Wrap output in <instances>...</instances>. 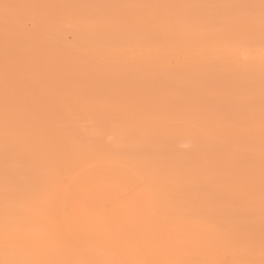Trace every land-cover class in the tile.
I'll return each instance as SVG.
<instances>
[{"label": "rangeland", "instance_id": "1", "mask_svg": "<svg viewBox=\"0 0 264 264\" xmlns=\"http://www.w3.org/2000/svg\"><path fill=\"white\" fill-rule=\"evenodd\" d=\"M240 19L248 27L264 24V0H0V264H76L77 242L54 238V216L43 213L53 196L8 178L35 167L20 160L6 169L9 157L31 159L47 186L65 183L73 168L101 157L110 139L129 138L161 115L159 150H150L157 139L150 136L125 157L144 167L138 185L152 194V208H139V221L150 220L144 233L171 216L178 227L201 218V236L214 226V238H205L214 264H264V132L251 114H263L264 104L252 109L237 93L241 107L214 111L216 102L203 104L215 101L211 90L182 99L172 84L150 85L148 71L124 75L114 64L120 52L129 60L150 49L182 53L200 37L220 47L219 56L240 51L248 64L264 58V35L238 41L239 28L223 39ZM159 30L170 33L159 38ZM181 62L171 58L166 68L177 70ZM139 66L147 68L148 60ZM175 80L190 82L184 70ZM250 88L249 100L264 98V82ZM182 124L189 140L175 149L170 136L184 131ZM206 128L211 132L204 134ZM248 130L257 135L245 148L232 136ZM115 156L109 154L120 159ZM194 175L202 179L194 183ZM130 239L128 249L105 263L131 264Z\"/></svg>", "mask_w": 264, "mask_h": 264}, {"label": "bare ground", "instance_id": "2", "mask_svg": "<svg viewBox=\"0 0 264 264\" xmlns=\"http://www.w3.org/2000/svg\"><path fill=\"white\" fill-rule=\"evenodd\" d=\"M248 25V22L240 19L230 27V32L223 39L237 36L236 32L239 28L241 35L235 38L238 41L242 38L252 40L264 35V24L250 27ZM168 33L170 32L159 30L156 35L162 38ZM104 49L106 48L104 47ZM220 49V47H214L208 38L200 37L197 46L182 53H161L156 49H150L140 54L137 59L129 60L124 52H120L114 64L120 66L121 70L118 71L124 75H129V71L135 69L148 71L147 79L150 85L155 83L172 84L176 89L179 88L182 99L192 94L195 97L204 96L211 90L216 95L215 101L203 104L209 106L212 104L214 107L213 103L216 102L214 111L229 104L241 107L242 103L235 97L237 93L245 96L244 102L248 101L246 104L252 105V109L256 107L261 109L264 98L249 100L251 94L249 90L253 84L263 85L264 58L248 64L247 60L242 58L240 51L223 57L219 56ZM90 51L98 52L96 48H92ZM106 52H101L99 56L104 57ZM180 57L182 62L178 64L177 70L172 71L166 68L171 58L178 61ZM142 59L149 62V66L145 69L139 66ZM247 65L252 66L256 73H248L245 69ZM183 70L190 82L181 86L175 79ZM250 75L252 77L248 78ZM226 88L229 91L222 96V91ZM256 91L258 92V88ZM251 114L263 123L260 129V132L263 133L264 113L253 112ZM164 117L165 115H161L158 119L151 121L147 127H140L129 138L110 139L101 157L93 158L95 160L73 168L72 174L65 183H58L54 186L43 184L44 176L31 159L21 158L20 155L7 159L9 166L6 169L10 168L9 170H12L11 165L14 162L20 160L23 161L24 167L31 165L35 167V171L30 175L24 173L21 175L17 172L8 178L13 180L15 185L28 183L34 191L41 190L45 195L53 196L52 201L51 198L49 200L51 203L48 210L43 213L54 216L55 222L52 224L55 225L51 232V235L54 234V238L66 237L77 242L73 257L76 264H106L105 262L112 259L118 252L128 249L130 238L135 244L131 247L133 258L131 264H214V247H208L209 243L205 241V238H214V226L210 225L211 228L204 230L205 235L201 236L203 234L197 233L198 227L203 225L201 218L187 222L186 226L183 223L178 227L171 216V218L168 217V222L165 224L157 223L156 231L152 234L144 233L143 227L150 221H147L148 217L144 221L142 219L139 221V208L146 211L152 208V194L148 188L138 185L139 173L144 167L136 165L132 160L126 161L125 157L134 152L132 146L144 144L150 136L157 137L150 143V150H159L164 134L158 126L159 123H164L162 122ZM225 119L226 117L223 118V120ZM127 122L131 123L132 119ZM181 127L184 131L179 135L170 136V139L176 143L175 149L189 140L188 125L182 124ZM134 128L133 126L132 129ZM206 131L204 134L211 132L209 128H206ZM216 134L217 132L214 131V137ZM256 135L248 130L243 131L240 137H232L239 138L245 147V145H252L250 139ZM93 137L94 135L91 136V138ZM260 145V148H264L263 142ZM111 152H115L120 159L114 160V157H109ZM183 165L180 168L185 171ZM201 179V176L194 175L192 182L197 183ZM211 202L213 215L211 219L214 220V201L211 199ZM168 203L165 204L166 207ZM47 240L49 241L50 237ZM135 241H138L137 245ZM117 264H127V262L119 261Z\"/></svg>", "mask_w": 264, "mask_h": 264}]
</instances>
